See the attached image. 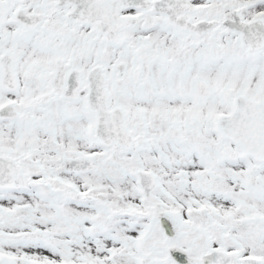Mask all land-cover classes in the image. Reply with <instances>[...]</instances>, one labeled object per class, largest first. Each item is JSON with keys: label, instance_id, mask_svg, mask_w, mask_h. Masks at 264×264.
<instances>
[{"label": "snow or ice", "instance_id": "6c2138e0", "mask_svg": "<svg viewBox=\"0 0 264 264\" xmlns=\"http://www.w3.org/2000/svg\"><path fill=\"white\" fill-rule=\"evenodd\" d=\"M0 264H264V0H0Z\"/></svg>", "mask_w": 264, "mask_h": 264}]
</instances>
